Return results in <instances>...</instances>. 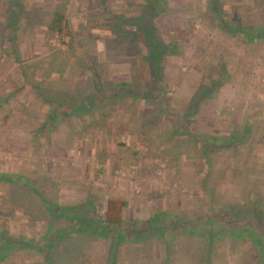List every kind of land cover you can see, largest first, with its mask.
I'll return each instance as SVG.
<instances>
[{"label": "trees", "instance_id": "1", "mask_svg": "<svg viewBox=\"0 0 264 264\" xmlns=\"http://www.w3.org/2000/svg\"><path fill=\"white\" fill-rule=\"evenodd\" d=\"M68 1L43 0L35 2L36 14L34 16L38 15L41 26L44 22L46 27L45 43L50 44V41L55 37H58V41L68 39L66 52L56 50L49 56L41 58L37 66L30 67L21 60L22 53L17 46V35H21L20 30L23 29V26L20 25L19 32L15 30V27L14 31L8 30L12 35V40H8L12 46L11 55L19 63L20 75L24 78L23 87L34 90L43 106L51 104L57 110H52L45 118L42 111L33 114L37 121H40V125L41 123L51 125L57 122L56 115L60 110L59 114L68 124L73 119H89L90 122L83 129V133L89 131L93 134L94 132L107 133L111 131L110 126L107 125L108 111L115 110V106L112 105L115 104L117 108H122V106L118 107L122 103L121 100L131 99V107H133L136 103L150 100L145 96L150 97L151 94L143 96L134 88L133 84H110L96 75L97 71L94 65L83 64L82 58L84 61V59H94L95 57L88 53L87 48L79 47L83 52L80 58L76 51L80 39L93 38L91 33L95 23L88 19V25L81 27L78 32L73 31L64 7ZM237 1L234 0V2ZM226 2L225 0H210L211 13L216 22L215 25H217L215 30L229 39H241L247 43H264V21H258L253 26H245V22L239 20L240 16L226 15ZM135 4L141 18L134 20L133 14L108 12L107 18H105L107 19V29L114 30L109 31V38H112L113 42L135 40L129 49L139 51L138 72L142 75L140 76L142 81H149L151 86H154V97L158 91L163 93L162 78L165 71V59L169 55L175 54L179 47L171 48L170 45L159 40L157 32H155V23L160 18V9L166 8L165 0H147L145 4L137 1L131 3V6ZM55 5H60V8H56ZM238 5L239 3L235 5L231 0L229 9L231 7L232 12L235 13L240 7ZM144 9L150 10L146 16L148 21L143 17ZM42 11L46 15L48 13V18H45L46 15ZM27 13L28 2H25L20 11V24L27 18ZM46 19L49 20L45 21ZM146 22L147 25H145ZM140 40L144 41V44H140ZM72 59L75 60L72 61ZM58 61L61 64L59 66H57ZM71 64L74 66L71 67L80 68L84 73L92 71L94 77H89L83 87H79L77 82L73 84L70 81V75L68 81L59 78V83H62L61 87L64 90H57L58 92H53L55 95L51 96V92L46 90L44 84L49 83L48 87L52 85L55 91L58 82L51 81V78L55 77L53 76L55 73H57V77L62 75L65 68ZM216 65L218 66L214 65L213 67L218 68L219 75L229 77V72L222 59ZM29 71L31 75H29ZM36 73H41L40 79H35L32 82L31 76ZM219 75L204 84L200 80L196 92L189 98L190 102L182 115V121L192 115L195 116L203 102L218 96V91L222 86ZM167 106V103L159 102L160 108L157 111V106L151 105L150 108L157 111V114L153 116L149 112L141 120L139 128L131 131V136L134 138L137 135V141L140 145L145 146V158H155L156 155L153 153L159 150L157 138L163 135L160 129L165 125L162 115L167 113ZM7 113L0 118L4 123L9 120ZM94 113H99L100 116H95ZM221 114L226 115L227 108L222 109ZM118 116H121L120 113ZM244 116V121L239 123L235 119L229 120L228 117L226 120L229 121L230 130L227 132L228 134L221 136L217 135L220 134L217 132L205 131L199 122L191 121L179 124L173 119L167 122L173 129L171 132L167 130L172 144L170 155H164L166 162L171 165L173 161L176 165V181L186 189V197L202 199L209 205L208 212H203L195 217L190 209L181 205L179 208L181 213L180 211L177 213L173 207L169 208L170 210L155 211L145 220L139 221L136 220L137 218L134 220L128 214L130 204L127 199L111 198L103 205L102 203L97 205V202L92 199L79 198L70 205V202L73 201L67 196H60L56 189L52 190L53 194L46 193L37 184V181L24 175L0 172V184L6 187L4 200L7 198L14 204L19 202L25 206L24 213L29 215L31 212V219L34 221L46 222L48 230L43 238V244L39 245L34 239L24 236L13 238L10 233V222L14 220V216L20 214L11 208H6L4 200L1 199L0 219H3L5 225L0 232V264H58L55 258L59 255L60 248H64L61 245L62 241L67 242L68 235L70 236L75 231L86 232L94 242H106L108 248L106 264H226L227 261H230L231 264H257V260L264 264L262 195H258L259 192H256L257 195L253 202L243 199L245 204L223 199L224 189H227L230 184H240L239 188L243 189V194L247 196L250 193L247 190H250L251 174L264 177V173L258 172V170H264V162L258 161L257 157H253L251 166H242L240 162H236L237 153L240 150L248 149L253 143L255 132H260L257 144H261L264 139V112L250 113L247 104ZM22 117H20L21 121ZM203 126L214 129L213 124L208 126L206 123ZM41 131V127H36L33 137H38ZM75 131H71L69 134L71 136L68 135L69 138H67L73 148H77L75 144L84 137L80 134L81 131ZM72 134H76V137H72ZM46 135L48 134L42 132V141L37 142L36 145L31 143L29 149H42ZM91 141L93 142L92 137ZM38 144H41L42 147L38 148ZM252 153L251 157L255 155L254 152ZM39 155L43 156L41 152ZM23 166L31 169L24 164ZM155 197L160 196L156 195ZM159 199L150 201L159 203ZM89 210L90 214L87 213ZM101 210L104 211V214L100 215ZM220 211H223L224 217H220ZM52 229H55V232L51 233ZM91 243L90 240L86 243L89 250H92ZM68 255H74V253ZM30 258L37 260L34 263H28L27 259Z\"/></svg>", "mask_w": 264, "mask_h": 264}, {"label": "rangeland", "instance_id": "2", "mask_svg": "<svg viewBox=\"0 0 264 264\" xmlns=\"http://www.w3.org/2000/svg\"><path fill=\"white\" fill-rule=\"evenodd\" d=\"M35 2L40 1L36 0ZM165 2L166 8L160 9V11L162 10L161 12L163 13V16H161L155 23L159 29L158 37L165 44H177L179 50L165 59V71L164 77L162 78V84H164L163 93L158 91V93H155L156 96L153 97L154 86L152 85L150 90L147 89V91L141 92L143 96L151 94L150 97L145 96L150 99L148 103H138L136 105L137 107L135 105L131 107L132 102L122 99V103L118 105V107L122 106V108H117L114 104L112 106H115V110L108 111L109 118L107 120V125L112 124L111 122L114 118L116 122L120 124H123V122L127 123L125 129L123 128L119 131L120 134L118 131H115L116 134L114 137L116 139L117 137L119 138L117 145L90 144L92 142L91 139L85 140L84 138V142L79 143V141H77V144H75V146L77 145V148H73L72 143L69 144L70 140L67 139L71 135H65L67 131L66 121H62L63 119L58 112V115H56L58 121L54 124H45V126L43 123L40 126L38 124L44 134H50V138L52 134L54 135L51 142L48 140L51 144L46 142L47 136H45V142L42 149H29L31 143L36 145L37 142L42 141V131L38 137H33L35 133L32 131L30 134L28 127L20 128V125L15 124L13 130L10 127L8 132L2 134L3 137L0 138L1 173L6 172L12 174L17 172L21 167L27 170L26 172L30 174L29 168L24 167V164L31 167V172L34 170L33 172L36 175H34L35 178H33V181H37V184L40 185L46 193H48L49 190H54L58 187L57 191L60 194L68 195V197L77 195V199L81 198V196L86 199L91 196L92 201L94 200L97 202V205L98 201L102 198L108 199L111 197L112 199L119 200L127 199L130 204L128 214L130 216H136V220L139 221L145 220L155 211L167 210L173 207H175L174 209H176L178 213L181 205L190 209L194 217L203 214V212H208L209 205L207 201H203L202 199H189L186 197V189L184 187L182 188L180 182L176 181V165H174L173 161L170 166L166 162L164 155H170L172 140H161L160 135L157 138L159 150L153 153L156 157L145 158V146L143 144H141V146L139 141H137V135L134 138L131 136V131L135 130L136 127L134 128V125L131 126L130 124L132 122H135V124L141 122L149 112L151 115L155 116L158 108H160L159 102H164L165 104L167 103L168 106L166 107L167 113L162 115L165 125L160 129V132L163 133L162 136H164L165 139L170 140L168 133L173 129L172 126L167 123L170 119L175 120L179 124H181V122H199L205 131H210L212 133L217 132L220 133L217 134L220 136L228 134L227 132H229L230 127L228 124L229 121L226 119L229 117V120L232 119L233 121L235 119L238 123L244 121V113L247 110V104L250 113L257 111L264 112V43H247L241 39H229L222 33L217 32V30H215L217 25H215L216 22L214 17L210 13H205L208 11H202L204 3L201 0L195 2L190 0H165ZM237 2L239 3L238 6H240L238 11L232 13L231 7L229 10L231 11V14H233L231 16H240L239 20L245 22V26H253L254 24H257L258 21H264V0H238ZM237 2H234L233 0L235 5L238 4ZM126 3H129V1L116 0L115 5L118 6L119 4H122L120 6L122 7L123 5L125 6ZM79 4L80 0H69L67 5L64 6L67 10V15L79 21L77 23L75 21L73 22L75 28L78 26L77 31L81 30L80 24H86L84 23V19H87V17H84L85 12L80 10ZM226 4L229 5L230 2H226ZM188 6L192 7L187 8ZM55 7L60 8V5H55ZM173 8H179V10L177 11ZM77 10L78 12L75 14ZM113 11L117 13L122 12L124 14H133L134 20L141 18L137 10L126 9L122 11L121 9L116 8ZM149 11L150 10L147 11L146 9L143 10V13L145 14L143 17H145L146 21H148L146 16L149 14ZM42 12L46 15L44 11ZM200 12L204 14V16H200ZM227 13L230 12L228 11ZM46 16H48V13ZM36 21L38 24L40 23L38 15L36 16ZM145 25H147V22ZM36 29L37 32L35 37L37 44L39 46L44 45L46 52L49 51V54H51L56 50H61L62 52L67 51L68 39L58 41V37H55L50 41V44H40V41L43 42L44 40L45 42V35L44 33H41L43 28L41 31H39L38 28ZM36 29H34V31ZM9 39L12 40V35L8 30L3 32L0 31V47H2L0 49L1 56H5V54H7L5 52L11 51V49H9ZM81 40L86 39H80V42ZM134 41H127L128 47ZM139 43L144 44V41L140 40ZM3 45L5 48H3ZM129 48H131V46ZM129 48L127 49L129 50ZM80 52L81 51L77 50L76 54L79 55ZM100 52L103 54L102 50ZM220 59L225 63L226 69L229 72V77L219 75L217 72L218 68L216 67L217 69H215L213 67L214 65L218 66L216 64ZM73 60L75 59H72V61ZM9 62L6 63L5 69L11 72L13 67ZM57 63V66L61 65L60 61ZM135 63L136 61L134 62V65ZM71 66L73 65H68L65 68L63 73L64 80H67L69 75L73 77L74 74L70 69H74V66ZM40 75L41 73L33 74V76H31L33 78L32 82L35 79L39 80ZM218 75L220 82L222 83V86L218 91V96L209 100L208 103H206V107H204V111L199 113L197 117L192 115L190 118L182 121V115L188 108L186 106L190 102L189 98H191L196 92L200 80L201 83L203 82L202 84H204L213 80V78L218 77ZM140 76L142 75L140 74ZM117 78L118 80L121 79L119 81H122L128 77L119 76ZM82 81L84 80L81 79V82ZM48 84L49 83L44 84V87L47 91L51 92V96H53L54 89L52 85L48 87ZM57 84H59V81ZM158 98L159 100H157ZM51 99L54 98L51 97ZM259 101L260 103H257ZM149 104L157 106V111L155 112V110L149 108ZM52 107L54 106L52 105ZM135 107L136 109H140L139 112H136ZM226 108L227 114L222 115V109ZM119 113L121 115L120 117L118 116ZM7 115L9 118L8 122H11L12 118L15 117L13 112H8ZM94 115L98 117L100 116L99 113H94ZM27 118L29 117L26 116V119ZM30 121L35 124L34 120L30 119ZM73 121L75 122V119H73ZM76 121L79 122V124H85L84 126L80 125V134L91 136L93 138V133L90 131L82 132L83 129L88 126V123L90 122L89 119L83 120V123H80L81 121L79 119ZM129 121L130 124L128 125ZM205 122H208V126L213 124L214 126L212 127H214V129L204 127L203 124H206ZM1 132L2 131H0V133ZM95 133L96 132H94V134ZM63 135H65V141L63 140ZM99 135L105 137L106 133L101 132ZM259 136L260 132H255L252 139L253 143L249 147L251 150L249 148L246 150H240L236 155V162H240V165L242 166H251L254 156L257 157L258 161L264 162V139L261 144H257ZM72 137H76V134H72ZM22 138L25 139L21 143L20 139L23 140ZM129 141L130 143L132 141L131 145L134 146V152H137L139 154L138 156L132 155L131 150L129 149ZM119 144L121 146H119ZM17 146H22L24 150L28 147V151L24 154L23 152L25 151L20 150V152ZM40 146L42 147L41 144H38V148ZM118 148H120V155ZM40 152L43 154V156L41 155L42 157L39 155ZM106 152L110 154V159H107ZM252 152H254L255 155H252L251 157V154H253ZM141 155L143 157H141ZM102 156H104V158H101ZM139 158H141V160ZM152 161L159 165L160 163H164L166 166L168 165V167L165 171L163 170L161 172L160 170L155 169L154 174L148 175L147 177H143L142 175L136 177L135 171L138 172L140 166L150 165L149 163ZM157 172L160 173V176ZM258 172L263 174L264 170H258ZM165 174L167 175L165 176ZM163 175L165 177H163ZM42 176L45 177L43 178ZM251 176V181H249L250 190H247V192L250 193L247 194V196L246 194H243V189L241 190V188H239L238 185L240 184H230L227 189H224L223 199L245 204L243 199H247L248 202H253L258 194L262 195L264 205V177H258L253 173ZM4 186L5 185L0 184V201L1 199L4 200L6 197V187ZM189 186L190 184L188 187ZM144 192L145 194L143 195ZM256 192L259 193L255 194ZM99 194L101 195L100 199L94 197V195L99 196ZM156 195L160 197H155ZM157 198H160L159 203L150 201L157 200ZM12 202L13 201L6 198L4 200V206L15 210L20 215L14 216V220L10 222L11 236L13 238H19L22 236L29 239L34 238V241H36L38 245L43 244V238L48 232L46 223L37 222L36 220L34 221L30 217L31 212L29 215L24 213L25 206H22L19 202H16V204ZM103 204L104 203H102V205ZM87 213L90 214V210ZM99 214H104V211L101 210ZM219 214L220 217H224L222 215L223 211H220ZM4 225L3 219H0V232ZM54 230L55 229H52L50 232L53 233L55 232ZM68 238L67 242L62 241L61 245L64 248H60L59 255L55 258L58 264L107 263L108 248L106 242H93L94 245L92 250H89L86 243L90 236H88L86 232L75 231L73 236H69ZM72 252L74 255L69 256L68 254ZM34 259L35 258L27 259V262L34 263L37 260ZM15 262H17V259H15ZM226 264L231 263L230 261H227ZM257 264H261V262L257 260Z\"/></svg>", "mask_w": 264, "mask_h": 264}, {"label": "crops", "instance_id": "3", "mask_svg": "<svg viewBox=\"0 0 264 264\" xmlns=\"http://www.w3.org/2000/svg\"><path fill=\"white\" fill-rule=\"evenodd\" d=\"M35 1L36 0H0V31L1 32L7 31V30L14 31V27H15V30L17 32H19L20 25H21V27L23 26V29L20 30L21 35H17L18 36L17 37V46H18V49L22 53L21 60L24 63L28 64L30 67L37 66L39 64L38 61L43 57H47L49 54V51L46 52L44 45L39 46L37 44V41H36V37H35L36 32H37L36 28H38L39 31H41V29L43 28L41 33H45L46 27L44 26V22H43V26H41V23L38 24V22L36 21V17H34L36 14ZM38 1H43V0H38ZM125 1H129V3H126L125 6L123 5L122 7H120L123 3L121 5L119 4L117 6V5H115L116 0H80L79 8H80V10L85 12L84 17H87V19H84V21H85L84 23H86V24L81 23L80 26L83 27V26L88 25L87 23L89 22V20L95 24H94V28L92 29V33H91L93 38L90 37L86 40H81V42H79L77 50L81 51V52L79 53V55L78 54L77 55L80 58V56L83 55V52L80 48H83V49L87 48L86 50H88V53H90L91 56H93L95 58L94 59H86V60L84 59V61L82 58L81 60H82L83 64L86 66L88 64L94 65L95 69L97 71L96 75L100 79L102 78L103 80H106L110 84L111 83L118 84V85L119 84H133L134 88L137 91H139V93H141L142 91H147V89L150 90L151 83L148 81H142V78L140 77V74L138 72L137 59H138L139 51H137L136 49H134V50L129 49L128 50L127 48H129L130 46L128 47L127 41L123 40V41H119V42H113L112 38H109V36H110L109 31L113 30V29L112 28L107 29V24H106L107 19H105V18H107L106 14L108 12H110L112 14H116V12L113 11L116 8L121 9L122 11H124L126 9L137 10L136 4L131 6V3H136L137 1H139V2H143V4H145L147 2V0H125ZM190 1L195 2L197 0H190ZM201 1H203V3H204L202 11L206 10L208 12H205V13L212 14L211 9H210V0H201ZM225 1L231 2V0H225ZM25 2L26 3L28 2V13H27L28 15H27V18L24 19V21L20 24L19 23L20 11H21L22 5L25 4ZM189 7H192V6H188L187 8H189ZM173 9H175L177 11L179 10V8H177V9L173 8ZM65 10H66V8H65ZM227 10L230 13H227L228 12ZM161 11L159 12L160 17L163 16V13ZM77 12H78V10L75 12V14ZM226 13H227L226 15H228V16L233 15V14H231V11L229 10V5H226ZM202 15L204 16V14H202L200 12V16H202ZM66 16L70 22V26H71L72 30L77 31L78 26H76V28H75L73 25V22L75 21L77 23L79 21L69 17L67 15V10H66ZM45 18H48V17L46 16ZM47 20H49V19H46L45 21H47ZM14 24H15V26H14ZM25 25H29V26L26 27ZM37 26H39V27H37ZM34 29H36V30L34 31ZM155 32H157V36H158L159 29L157 28V26H156ZM106 37H108V39L105 40ZM158 39L161 40L159 37H158ZM242 41H244V40H242ZM42 43L45 44L44 40H43V42L40 41V44H42ZM9 46H10L9 49H12L11 44H9ZM170 46L172 48L174 46H177V44H175V45L172 44ZM1 48L2 47H0V49ZM3 48H5L4 45H3ZM101 50L103 51V54L100 52ZM11 52L12 51L5 52V53H7V54H5V56L0 55V118L2 117L3 114L5 116V114L7 112H13V114H15V117L12 118L11 122H7L6 125H5L4 121L2 122L0 120V131H2L0 133V138L3 137L2 133L8 132V129H10V127L13 130V128L15 127V124L20 125V128L28 127V129L30 130V134H31V132L32 131L34 132L35 128L38 127V124L40 126V123H39L40 121L38 122L37 118L33 114H36V112L39 113L40 111H42L43 114H45V116H44V118H45L46 115H48V113H50L52 110L57 111V110H55L54 107H52L51 104H49V105L46 104L45 106H43L40 99L37 98L38 96L36 95L34 90H32L29 87H27V88L23 87L24 78L22 77V75H20L19 63L15 60L14 56L11 55ZM8 58H9V60H8ZM133 61L134 62L136 61L135 65H134ZM7 62H9V64H12L13 68H12L11 72H9L8 70L5 69V65ZM70 71H72V73L74 74L73 77L72 76L70 77V81L73 82V84H76V82H77L79 87H83L84 84L87 82V79L89 77H91V76H92V78L94 77L93 73H91L92 71H88L87 73H84L82 71V69L77 68V67H75L73 70L70 69ZM132 73H133V75H132ZM29 74H30V71H29ZM128 75L129 76L132 75V76L129 77ZM53 76H55V77L51 78V81H53V82L54 81L58 82V81H60L59 78H64V74L57 77V73H55V75H53ZM119 76H123V77L127 76L128 78L123 79L122 81H119V80H121V79L118 80L117 77H119ZM79 79H80V81H79ZM81 79L84 81L81 82ZM66 81H68V78ZM61 85H62V83H59L57 86V88H59V89L56 88L54 92L57 93L58 92L57 90H62L63 88L61 87ZM148 101H150V100L145 101V103H148ZM129 102H132V100L129 99ZM206 103H208V101L207 102L205 101L201 104V106L197 110V114L195 115L196 117L199 113H202L204 111V107H206ZM137 104L138 103H136L135 106ZM151 105H153V104H149V108L151 107ZM136 107H135V109H136ZM139 110L140 109L137 108L136 112H139ZM58 112H60V110ZM20 116H23L22 118H24L22 121L19 119ZM26 116L29 117L31 120H34L35 124L32 123L29 118L26 119ZM61 118L63 119V117H61ZM76 120H78V119H75V122L73 120L70 121L69 124L66 121L67 131H66L65 135L71 134L70 132L75 131L76 129H77V131H75V132H79L80 125H82V126L85 125V124H79V122H77ZM62 121L64 122V119ZM80 121H81L80 123L84 122L83 120H80ZM111 123L112 124L109 125L111 128V131L107 132L105 137H102L99 135L101 132H96L95 134H93L94 142H91L90 144L96 143L98 145H101V144L102 145H112L113 144V146L117 145L119 138L117 137V139H116L114 137L116 134L115 131L119 130L120 128L125 129V126L127 125V123L123 122V124H120V123L116 122L115 118L112 120ZM45 124H43V125L45 126ZM129 124H130V121L128 122V125ZM140 124H141V122H137L136 124H135V122H132L130 125L131 126L134 125V128L136 127V129H138ZM118 133L120 134L119 131H118ZM49 135L50 134L46 135L47 136L46 142H48V140L51 142V139H53V137H54L53 134L51 135V138ZM65 135H63L64 141H65ZM25 138H27V137H25ZM25 138H22L23 140L20 139L21 143L24 141ZM84 138H85V140L91 139L90 136H84L82 139L78 140L79 143L84 142L83 141ZM160 139L165 140V141H171V140L165 139L164 136L160 137ZM14 140H16V139H14ZM50 142H48V143L51 144ZM128 143H129V149L131 150L132 155L138 156L139 154L137 152H134L135 151L134 146L131 145L132 141H131V143H130V141ZM119 146H121V145L119 144ZM17 148L19 151L20 150L25 151V152H23L24 154H26V151H28V147H27V150H24V148H22V146H17ZM92 152H93V149H92ZM118 152L120 155V148H118ZM141 153H143V152H141ZM106 157H107V159H110V154H108L107 152H106ZM141 157H143V156L141 155ZM139 159L141 160V158H139ZM149 164L150 165H147V166H140L139 171L138 172L135 171L136 177L138 175H140V176L142 175L143 177H147L148 175L154 174L155 169L156 170L158 169L161 172L163 170L165 171V169L168 167V165L166 166V164H164V163H160V165H159L157 163H153V161ZM20 168H19V170H17V172L12 173V174L13 175H16V174L24 175V176L30 178L31 180H33V178H35L34 175H36V174H34V172H33L34 170L31 172V169H29V172H30V174H29L26 172L27 170H25L24 168H21V169ZM159 174L160 173H158V175ZM166 175L167 174H165V176ZM165 176L163 175V177H165ZM57 188L58 187H56V190H57ZM49 192L53 194L52 190H49ZM67 193H65V194H67ZM69 193H72V192H69ZM62 195L66 196L64 194H60V196H62ZM67 197H68V195H67ZM89 197H88L89 199H92L91 196H89ZM94 197H98L100 199L101 195L100 194H99V196L94 195ZM68 198L73 201V202H70L71 203L70 205L74 204L75 201H77V195L76 196L72 195V196H69ZM82 198L83 197L81 196V199ZM98 198H96V199H98ZM109 199H111V197L108 199L102 198L99 200L101 202L98 201V204L105 203V202L109 201ZM131 217L136 219V216H131ZM128 218H129V216H128ZM39 222H41V221H39ZM73 234L74 233L70 234V236H73ZM31 237H33V236H31ZM68 237H69V235H68ZM90 238H88V240H90ZM32 239H34V238H32ZM92 240L93 239L91 238L90 242L93 243L94 241H92ZM92 243H91L90 248L93 247Z\"/></svg>", "mask_w": 264, "mask_h": 264}]
</instances>
